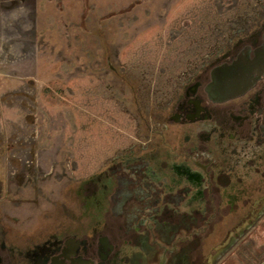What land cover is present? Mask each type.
Wrapping results in <instances>:
<instances>
[{"label": "flooded vegetation", "instance_id": "1", "mask_svg": "<svg viewBox=\"0 0 264 264\" xmlns=\"http://www.w3.org/2000/svg\"><path fill=\"white\" fill-rule=\"evenodd\" d=\"M201 61L55 218L0 216V264L264 261V10ZM232 66L247 85L214 99V70Z\"/></svg>", "mask_w": 264, "mask_h": 264}, {"label": "rangeland", "instance_id": "2", "mask_svg": "<svg viewBox=\"0 0 264 264\" xmlns=\"http://www.w3.org/2000/svg\"><path fill=\"white\" fill-rule=\"evenodd\" d=\"M264 0H0V216L39 225ZM213 46V47H211ZM151 118V119H150Z\"/></svg>", "mask_w": 264, "mask_h": 264}, {"label": "water", "instance_id": "3", "mask_svg": "<svg viewBox=\"0 0 264 264\" xmlns=\"http://www.w3.org/2000/svg\"><path fill=\"white\" fill-rule=\"evenodd\" d=\"M237 66L216 69L213 72V81L209 87V93L214 99L225 100L240 93L247 85L246 81L236 80ZM225 78H222V75ZM264 264V261L261 263Z\"/></svg>", "mask_w": 264, "mask_h": 264}]
</instances>
